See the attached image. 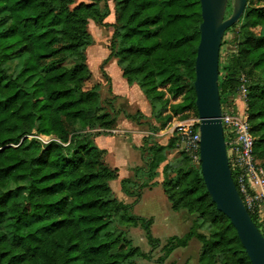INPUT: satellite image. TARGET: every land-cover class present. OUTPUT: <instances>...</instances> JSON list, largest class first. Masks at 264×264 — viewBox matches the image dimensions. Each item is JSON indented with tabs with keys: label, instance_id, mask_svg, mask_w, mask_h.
Returning a JSON list of instances; mask_svg holds the SVG:
<instances>
[{
	"label": "trees",
	"instance_id": "16d2710c",
	"mask_svg": "<svg viewBox=\"0 0 264 264\" xmlns=\"http://www.w3.org/2000/svg\"><path fill=\"white\" fill-rule=\"evenodd\" d=\"M101 1L0 0V190L11 182L26 183L18 201L8 203V194H0V264H139L159 248L157 262L163 263L192 239L201 245L199 264H250L235 230L212 204L199 163L185 153L179 164L166 163L180 141L175 131L165 145L138 148L143 166L131 169L132 179L120 181L132 203L113 197L109 183L117 170L105 164L94 140L115 129L118 113L110 89L104 100L100 84L85 89L91 79L86 49L93 44L88 22L112 29L100 65L105 82L104 67L114 59L127 85L137 86L148 102L152 120L162 119L164 128L174 119H198L193 83L201 18L199 0H111L114 22L107 24L110 11L106 2L99 6ZM231 12L229 1L225 18ZM237 25L243 41L236 54L227 65L219 54L223 111L233 88L223 72L233 77L247 69L264 71V6L246 0L231 28ZM20 58L17 75L8 77L4 66ZM242 85L253 154L264 169V82L244 80L237 91ZM165 95L182 101L170 105ZM123 117L136 124L145 120L140 112ZM159 176L171 210L199 220L162 247L150 232L152 220L131 214L142 191L157 186ZM248 214L264 237L258 213ZM203 224L209 225L208 236L200 232ZM133 228L143 230L149 252L132 245L128 230Z\"/></svg>",
	"mask_w": 264,
	"mask_h": 264
},
{
	"label": "water",
	"instance_id": "95a60500",
	"mask_svg": "<svg viewBox=\"0 0 264 264\" xmlns=\"http://www.w3.org/2000/svg\"><path fill=\"white\" fill-rule=\"evenodd\" d=\"M232 12L225 18L228 2ZM199 43L194 63L198 116L199 170L216 211L235 230L250 264H264V237L252 222L232 179L228 164L218 90L219 54L227 29L240 19L246 0H199Z\"/></svg>",
	"mask_w": 264,
	"mask_h": 264
},
{
	"label": "rangeland",
	"instance_id": "374dc122",
	"mask_svg": "<svg viewBox=\"0 0 264 264\" xmlns=\"http://www.w3.org/2000/svg\"><path fill=\"white\" fill-rule=\"evenodd\" d=\"M79 1V0H76ZM112 2V1H111ZM107 4L108 8L110 9V16L112 13V8H113V2ZM253 6H264V0H253ZM108 20V21H107ZM110 19L109 17L106 19V22H109ZM88 30L92 34L94 38V44L91 48L88 49L86 52V59H87V66L91 72V79L87 82L85 85V89L90 88L94 84L98 83L100 84L103 83L105 84L103 88H100V96L101 100L109 98L108 94V83L105 82V80L102 77V74L100 72V65L102 61L107 57L108 51H107V45H108V40L110 38V30L109 28H97L93 23H89L88 25ZM243 41V33L242 30L240 29V25H237L233 28H230L227 32L224 33L223 38H222V47L220 48V56H221V61L223 64L227 65L228 63V58L231 54H236L237 52V46L239 43ZM23 62V58L16 59L13 61L8 62L5 66V73L8 77H14L17 75L21 65ZM119 72L118 68L114 65V67L109 68V74L112 77V82L116 83L117 79L115 76V73ZM224 76H230L232 81H233V88L231 93L229 94V99L226 101L225 107L223 108L225 112L232 113L235 115H240L244 111L246 113V106H245V100L242 98V96L239 94L237 91V87L239 86V83L241 81H246L247 84L251 82V80L254 81H263L264 82V71L262 73L258 74H252L248 69L241 71L237 73L235 76L232 77V73L230 72H223L222 73ZM165 99L168 100L169 104H179L182 101L181 97H176V98H170L167 95H165ZM191 119L194 118H188L186 120L180 121L178 119H174L170 124L165 126L164 128L161 127L162 119L157 120L156 122L152 120L150 123L148 122H143L140 123L142 127H135L134 125L132 126L133 130L136 132V134L132 135H114L113 138L116 140L113 142L112 147L115 149V153L118 152V156H121V158H128L129 157V165H134L136 167L139 166L140 164V158H139V150L134 147V144H139L141 141L142 144H148L151 142H156L158 144H166L168 140L172 137L174 131L176 133V136H179L180 141L176 146V149L170 152L167 155L166 158V163L170 166H174L176 164H179L182 160L181 154L185 153L192 163L197 164V162L194 161V159L191 157L190 153L187 151L185 144L183 143V140L181 139V130H179L176 126L178 123H185ZM156 128V131L154 133H151L152 129ZM103 136H110V135H103ZM38 140L41 142H46L49 140L48 138L45 137H36ZM105 138V137H103ZM144 143H143V142ZM95 143V141H94ZM127 143H129L133 149L132 151L129 150L127 147ZM97 146L98 144L95 143ZM145 146V145H144ZM131 151V153H129ZM131 156V158H130ZM138 159L137 163L136 160ZM127 161V162H128ZM135 163V164H134ZM163 166V165H162ZM162 166L159 168V173L161 172ZM26 186L25 182H18V183H9V185L0 190V194L2 193H7V202L11 203L13 201H18L22 197L24 193V188ZM162 197V191L160 190L159 187H156L155 190H153L151 193H146L145 198L143 202L137 207L136 211L131 212L132 215H140L145 220H153L154 224L153 228H150V232L152 236L160 241H164L168 235L171 232H166V228L162 227L160 224L161 220L165 216H170L172 214L171 211L166 210L165 208L159 207L158 204L156 203L158 197ZM168 211V212H167ZM137 217V216H136ZM258 221L261 222V229L264 232V210H261L258 213ZM140 232V228H138ZM137 229V230H138ZM200 232L203 233L205 236H208L209 233V225L208 224H203L201 225ZM144 236V235H143ZM135 242V241H134ZM136 243V242H135ZM144 247V246H143ZM140 246V248H143ZM148 249H150V246L147 243Z\"/></svg>",
	"mask_w": 264,
	"mask_h": 264
},
{
	"label": "crops",
	"instance_id": "0c3cea01",
	"mask_svg": "<svg viewBox=\"0 0 264 264\" xmlns=\"http://www.w3.org/2000/svg\"><path fill=\"white\" fill-rule=\"evenodd\" d=\"M74 1H75V4H78L81 2L82 3H90L92 0H79V1L74 0ZM103 1L106 2L107 4L109 3V1L111 2V0H103ZM104 2L101 1L99 6L102 7ZM109 11H110V9H109ZM111 11H112L111 16L110 15L108 16L110 21L109 22H106V20L104 21L107 24H113V22H114V9L112 8ZM90 22L91 21L88 22V25ZM91 23H93V22H91ZM88 25H87V28H88ZM96 27L102 28L99 26H96ZM109 30H110L109 33L111 36L112 29L109 28ZM91 36H92V34H91ZM92 38H93V36H92ZM108 42H109V40H108ZM93 44H94V38H93ZM93 44L86 49V52L88 51L89 48H91L93 46ZM114 65L118 68V71H119V72L116 71V73H115V76L117 79L116 83L112 82V77L109 74V68L114 67ZM104 72L108 78V89H110V91H111V97L114 98L113 109H114L115 113H118V115L116 117L115 129L113 131L107 132L110 136H98L95 138L94 141H95V143L98 144L97 147L104 151V162H105V164L109 168L117 170V179L109 183L110 188L112 190L113 197L116 200L123 202L124 204H131L133 199L125 196L121 192L120 181L123 179H132L133 173L131 172V169L136 167V166L129 165L130 164L128 161L129 157L128 158H123V157L121 158V156H118V152L115 153V149H114L115 147L113 148L112 145H113V142H115L116 140H114L113 136L114 135L115 136L116 135H123V137H124L126 134L127 135L130 134L133 136V134H136V132L132 128L133 125L135 127H137V126L142 127V128L144 127L141 124H136L132 121L126 120L123 117V113L133 115L136 112H140L143 115V117L145 118V120L141 121V123H143V122L150 123L152 121V120H150L151 108H150L148 102L146 101V99L144 98V96L142 95V93L140 92V90L138 89L137 86H135V85L128 86L127 85L126 81L122 77L121 70L117 66L116 61L114 59H111L105 65ZM104 85L105 84L100 82V88H103ZM109 98H110V94H109ZM103 137H105V138H103ZM141 145H142V143L140 141L139 144H134V147L136 149H138L139 147H141ZM161 145H165V144H161ZM127 147L129 148V150L132 151L133 147L129 143H127ZM131 151H129V153H131ZM130 158H131V156H130ZM139 158H140V152H139ZM137 161H138V159L136 160L135 163H137ZM139 166H143L141 159H140ZM156 182H157V186H155L151 189H145L142 191L139 201L131 208L132 213H133V211H136L137 207H139V205L143 202L146 193H151L153 190L156 189V187H159L160 190L162 191V188L160 186L161 176H159L156 179ZM162 194H163V191H162ZM156 201H157L156 203L158 204L159 207L165 208L166 210L172 212V214L170 216H165L160 222V224H162L161 226L165 227L167 229L166 232H171L170 234H172V235H168V237H166L164 239V241L159 240L161 243V247L164 245L165 241L168 238L184 236L189 231V229L191 228L193 223L199 222L198 217L196 215H189L185 211L173 212L171 210L170 204L167 201V198L165 197L164 194L162 197L159 196ZM135 216L140 217V215H135ZM140 218H142V217H140ZM152 223H154L153 220H152ZM152 225L154 226V224H152ZM152 225L150 227L151 229L153 228ZM137 229L138 228L129 229L128 230V237H129L133 246L138 247L139 249H141L140 246H142V247L144 246L141 250L143 252L147 253L150 251V249H148V247H147V241L145 238V234L144 233L142 234L140 232V230L139 229L137 230ZM200 249H201V245L196 240L192 239L185 248L177 249V250L173 251L164 260L163 263L157 262L158 258H160L162 255L160 248H159L152 253L150 261H140L139 264H199L198 258H199V254H200Z\"/></svg>",
	"mask_w": 264,
	"mask_h": 264
},
{
	"label": "built area",
	"instance_id": "2783aa9c",
	"mask_svg": "<svg viewBox=\"0 0 264 264\" xmlns=\"http://www.w3.org/2000/svg\"><path fill=\"white\" fill-rule=\"evenodd\" d=\"M239 94L244 98L242 85ZM221 123L231 175L235 187L247 211L259 213L264 210V169L253 154L254 142L249 133L245 111L240 115L221 110ZM181 130V139L195 162L199 163L198 119H191L176 126ZM42 142L44 144L48 143Z\"/></svg>",
	"mask_w": 264,
	"mask_h": 264
}]
</instances>
